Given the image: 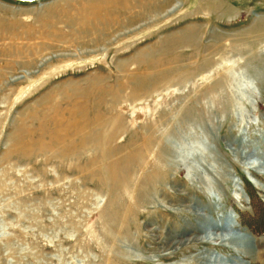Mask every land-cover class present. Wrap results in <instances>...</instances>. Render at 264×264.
Here are the masks:
<instances>
[{
    "label": "rangeland",
    "instance_id": "obj_1",
    "mask_svg": "<svg viewBox=\"0 0 264 264\" xmlns=\"http://www.w3.org/2000/svg\"><path fill=\"white\" fill-rule=\"evenodd\" d=\"M0 264H264V0H0Z\"/></svg>",
    "mask_w": 264,
    "mask_h": 264
},
{
    "label": "bare ground",
    "instance_id": "obj_2",
    "mask_svg": "<svg viewBox=\"0 0 264 264\" xmlns=\"http://www.w3.org/2000/svg\"><path fill=\"white\" fill-rule=\"evenodd\" d=\"M107 1V0H106ZM214 2V1H213ZM148 3H149V1H148ZM154 2H152V4H153ZM100 4V3H99ZM162 4V3H161ZM165 4V3H164ZM149 5V7H151L150 6V4H148ZM217 5V6H216ZM165 6H166V4H165ZM144 7L145 6H143V9H144ZM146 7H147V5H146ZM153 7H155V4L153 5ZM152 7V8H153ZM160 8H162L163 7V4H162V7L161 6H159ZM180 7V2H176L175 4H174V6L173 7H171V9H170V11L172 10V9H175V8H179ZM219 7V5L218 4H215V2H214V9H217ZM222 7V6H221ZM108 8H109V6H108ZM108 8H105V9H108ZM157 8V7H156ZM155 8V9H156ZM220 8V7H219ZM222 9V8H221ZM226 9V8H225ZM150 9H148V11H149ZM107 11V10H106ZM117 11H120V9H118ZM121 11H126V10H124V9H122ZM226 12H227V14H228V12H229V14L231 15V13H232V11H230V10H225ZM110 12H116V10L114 9V10H112L111 9V11H109V13ZM107 13V12H106ZM87 14V13H86ZM94 14V13H93ZM82 15V14H81ZM83 15H85V14H83ZM82 15V16H83ZM89 14H87V16H88ZM91 15V14H90ZM86 16V17H87ZM86 17H84V18H86ZM90 17V16H89ZM83 18V19H84ZM90 19H91V17H90ZM93 19V18H92ZM113 19H115V18H113ZM80 20V19H79ZM94 21H97L98 22V19H97V15L94 17V19L93 20H91L88 24H86V23H84L83 24V26L85 25V26H88V25H90L92 22H94ZM100 21V20H99ZM77 23V22H76ZM71 24V23H70ZM108 25H110V24H108ZM79 26H80V24H79ZM111 26V25H110ZM73 27V26H72ZM83 28V27H82ZM82 28H80L79 30H76L75 31V35H76V37H80V36H86L85 35V32H83V30H82ZM87 35H89V34H87ZM12 51V50H11ZM28 75V74H27ZM26 75V76H27ZM51 94V93H50ZM49 98H50V96H49ZM46 101L48 100V101H50L49 99H46V98H44ZM45 101V102H46ZM60 114V113H59ZM75 113L72 111V110H70V111H68V113H67V115L68 116H71V115H74ZM30 115V114H29ZM62 117V116H61ZM34 118V117H33ZM39 119V118H38ZM47 119V118H46ZM98 119V121H100L99 120V118H97ZM76 120V117H70V118H68L67 117V119L66 120H63V121H61L60 122V125H59V127L62 125V127H60V128H58L57 130H56V132H54L53 134H52V139H51V137H50V135L47 133L46 134V137H50V140H51V143L53 142V144L52 145H54V142H56V143H58V144H63V147H68V148H66V151H67V149H69V152H70V150L72 151V148L70 149V147H74L75 146V144H74V146L72 145V141H77L78 140V142H77V144L78 145H80L81 144V146H82V148H86L87 147V139L89 138V133L87 132L88 131V129H87V127L89 126V124H92V123H83V125H80V123L82 122V121H75ZM98 121H96V123L98 122ZM67 124L66 126L64 125V124ZM101 123V122H100ZM42 124V123H41ZM102 126V125H101ZM99 127L97 126L96 127V129H98ZM94 129V128H93ZM85 139H86V141H85ZM57 146V145H56ZM60 146V145H59ZM51 147V146H50ZM74 149V148H73ZM77 149V148H76ZM63 150H65L64 148H63ZM139 151V150H138ZM70 154H71V152H70ZM73 154H74V151H73ZM136 154H138L139 155V152H136ZM140 154H141V152H140ZM112 161V160H111ZM113 162V161H112ZM111 163V162H110ZM114 164H115V161H114ZM113 168H115V166L113 167ZM116 169V168H115ZM114 170V169H113ZM110 174V173H109ZM111 175V174H110ZM114 176V175H113ZM112 176V177H113ZM261 189V188H260Z\"/></svg>",
    "mask_w": 264,
    "mask_h": 264
},
{
    "label": "trees",
    "instance_id": "obj_3",
    "mask_svg": "<svg viewBox=\"0 0 264 264\" xmlns=\"http://www.w3.org/2000/svg\"><path fill=\"white\" fill-rule=\"evenodd\" d=\"M250 189H251V187H250ZM251 190H252V189H251ZM251 190H248V191L250 192V194H249V195H250L251 197H253V198H254V194H255V193H254V192H252Z\"/></svg>",
    "mask_w": 264,
    "mask_h": 264
},
{
    "label": "crops",
    "instance_id": "obj_4",
    "mask_svg": "<svg viewBox=\"0 0 264 264\" xmlns=\"http://www.w3.org/2000/svg\"><path fill=\"white\" fill-rule=\"evenodd\" d=\"M223 10H226L225 8H222ZM222 13H225V11H223ZM226 16V15H225Z\"/></svg>",
    "mask_w": 264,
    "mask_h": 264
}]
</instances>
